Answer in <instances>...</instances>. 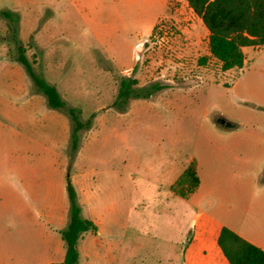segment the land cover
I'll use <instances>...</instances> for the list:
<instances>
[{
	"label": "rangeland",
	"instance_id": "rangeland-1",
	"mask_svg": "<svg viewBox=\"0 0 264 264\" xmlns=\"http://www.w3.org/2000/svg\"><path fill=\"white\" fill-rule=\"evenodd\" d=\"M5 9L20 14L35 70L67 107L95 117L73 152L69 114L37 91L0 14V264L65 253L68 176L83 214L100 222L81 238L79 264L218 261L223 225L264 241V46L244 47V67L223 71L187 0H0ZM132 73L166 88L120 112L118 77ZM191 161L201 184L183 198L171 186ZM56 202L64 213L47 228Z\"/></svg>",
	"mask_w": 264,
	"mask_h": 264
},
{
	"label": "trees",
	"instance_id": "trees-1",
	"mask_svg": "<svg viewBox=\"0 0 264 264\" xmlns=\"http://www.w3.org/2000/svg\"><path fill=\"white\" fill-rule=\"evenodd\" d=\"M189 7L202 20L208 30L209 57L220 62L222 70L242 68L246 55L244 47L261 48L264 46V0H187ZM0 14L9 21L12 36L17 44L16 60L24 67L37 91L44 94L50 107L62 109L71 118V149L79 148L80 132L92 127L95 113L83 118L79 108L67 107L61 93L54 84L38 73L33 62L26 54L27 48L18 38L20 14L12 10H1ZM207 57L201 59L206 62ZM166 88L159 82L141 87L134 74L118 77V90L112 106L120 112L126 111L132 99L152 97ZM69 198L68 220L59 231L63 240L65 254L61 262L53 264H79V242L84 233L98 231L97 224L82 215L78 193L70 176L67 177ZM201 184L195 161L186 166L181 177L171 189L179 196L187 198L197 191ZM223 256L229 264H264V250L253 244L231 228L223 225L216 239Z\"/></svg>",
	"mask_w": 264,
	"mask_h": 264
},
{
	"label": "crops",
	"instance_id": "crops-1",
	"mask_svg": "<svg viewBox=\"0 0 264 264\" xmlns=\"http://www.w3.org/2000/svg\"><path fill=\"white\" fill-rule=\"evenodd\" d=\"M157 21V20H156ZM202 21V20H201ZM155 23L156 22H154V24H153V26H152V28H151V30H153V28H154V26H155ZM206 28V27H205ZM151 30H150V32H151ZM208 31V30H207ZM209 34V33H208ZM214 59V58H213ZM216 60V59H215ZM219 62V61H218ZM245 62H246V60H245ZM219 64H220V62H219ZM245 65V64H244ZM220 66H221V64H220ZM244 67V66H243ZM242 67V68H243ZM242 68H234V69H230V70H226V71H233V70H235V69H242ZM222 69V68H221ZM224 71V70H223ZM236 84V80H235V82H234V84L231 86V87H229V89H231L232 87H234V85ZM222 114V113H221ZM223 115V114H222ZM223 116H225V115H223ZM238 128V127H237ZM233 129H235V128H233ZM194 194V193H193ZM80 204V203H79ZM81 206V205H80ZM63 207H64V204L62 203L61 204V208L59 209V206H58V202H56L55 204H52V207H51V210H52V212H50L49 213V211H50V208H47V210H46V213H44V215H45V219H44V222H45V226H47V228H48V222H49V220L51 219L52 221H54V222H56L57 221V218L59 217V212H61L60 214L61 215H63ZM82 208V207H81ZM82 215L84 216V217H87V216H85L84 214H83V210H82ZM87 218H90V219H92L96 224H97V226H98V229H99V227H100V222L98 221V220H96V217H87ZM66 225V224H65ZM64 228V227H63ZM63 228H61V229H63ZM60 229V230H61ZM220 231V230H219ZM219 231L216 233V236H215V243H217L216 242V239H217V236H218V234H219ZM90 232V231H89ZM236 232V231H235ZM87 233V232H86ZM86 233H84V234H86ZM238 234H240L241 236H243L244 238H246L247 240H249L250 242H252L253 244H255V245H257V246H259L260 248H262L263 250H264V241H262L261 239H259V238H257V237H255L254 235H249V236H247V235H245V234H243V233H238ZM216 249H217V247H216ZM218 251L217 252H219L220 254H222V252H221V250H219V249H217ZM200 254H202V251L201 252H199ZM64 254L65 253H63V250H58V255H59V259L58 260H56V262H61L62 260H63V258H64ZM55 263V262H54ZM196 264H229L228 263V261L226 260V258L223 256V254H222V257L218 260V261H216L215 259H213L211 256H208V257H198V259L196 260Z\"/></svg>",
	"mask_w": 264,
	"mask_h": 264
},
{
	"label": "water",
	"instance_id": "water-1",
	"mask_svg": "<svg viewBox=\"0 0 264 264\" xmlns=\"http://www.w3.org/2000/svg\"><path fill=\"white\" fill-rule=\"evenodd\" d=\"M217 121L221 124H224L227 129H233L236 127L233 122L226 120L224 117H219Z\"/></svg>",
	"mask_w": 264,
	"mask_h": 264
},
{
	"label": "built area",
	"instance_id": "built-area-1",
	"mask_svg": "<svg viewBox=\"0 0 264 264\" xmlns=\"http://www.w3.org/2000/svg\"><path fill=\"white\" fill-rule=\"evenodd\" d=\"M166 29H167V26L165 23H163V22L158 23V31L159 32L164 33L166 31Z\"/></svg>",
	"mask_w": 264,
	"mask_h": 264
}]
</instances>
